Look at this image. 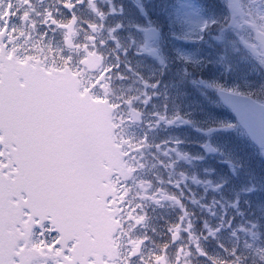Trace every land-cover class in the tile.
Instances as JSON below:
<instances>
[{
  "label": "snow or ice",
  "instance_id": "6c2138e0",
  "mask_svg": "<svg viewBox=\"0 0 264 264\" xmlns=\"http://www.w3.org/2000/svg\"><path fill=\"white\" fill-rule=\"evenodd\" d=\"M0 264H264V0H0Z\"/></svg>",
  "mask_w": 264,
  "mask_h": 264
}]
</instances>
